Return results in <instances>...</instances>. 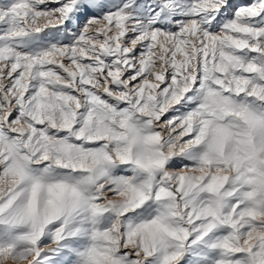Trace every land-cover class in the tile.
<instances>
[{
	"label": "snow or ice",
	"instance_id": "1",
	"mask_svg": "<svg viewBox=\"0 0 264 264\" xmlns=\"http://www.w3.org/2000/svg\"><path fill=\"white\" fill-rule=\"evenodd\" d=\"M0 264H264V0H0Z\"/></svg>",
	"mask_w": 264,
	"mask_h": 264
},
{
	"label": "rangeland",
	"instance_id": "2",
	"mask_svg": "<svg viewBox=\"0 0 264 264\" xmlns=\"http://www.w3.org/2000/svg\"><path fill=\"white\" fill-rule=\"evenodd\" d=\"M253 0H234L235 4L242 3V4H250Z\"/></svg>",
	"mask_w": 264,
	"mask_h": 264
},
{
	"label": "bare ground",
	"instance_id": "3",
	"mask_svg": "<svg viewBox=\"0 0 264 264\" xmlns=\"http://www.w3.org/2000/svg\"><path fill=\"white\" fill-rule=\"evenodd\" d=\"M238 5H242V3H238Z\"/></svg>",
	"mask_w": 264,
	"mask_h": 264
}]
</instances>
